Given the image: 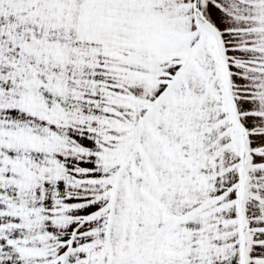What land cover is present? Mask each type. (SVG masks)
Wrapping results in <instances>:
<instances>
[{
    "label": "snow or ice",
    "instance_id": "snow-or-ice-1",
    "mask_svg": "<svg viewBox=\"0 0 264 264\" xmlns=\"http://www.w3.org/2000/svg\"><path fill=\"white\" fill-rule=\"evenodd\" d=\"M0 264H264V0H0Z\"/></svg>",
    "mask_w": 264,
    "mask_h": 264
}]
</instances>
